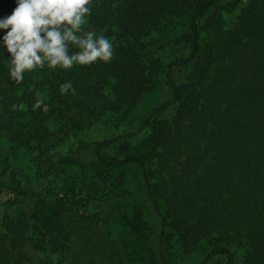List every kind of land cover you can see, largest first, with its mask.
<instances>
[{
	"label": "trees",
	"instance_id": "obj_1",
	"mask_svg": "<svg viewBox=\"0 0 264 264\" xmlns=\"http://www.w3.org/2000/svg\"><path fill=\"white\" fill-rule=\"evenodd\" d=\"M15 6L14 0H0V17ZM235 11L228 24L226 15ZM185 15L188 32L175 43H186L190 51L167 64L170 98L135 130L89 143L92 173H68L62 193L47 200L35 180L51 182L58 165L69 160L48 156L50 139L68 136L82 119L126 116L156 73L142 61L141 41L166 20ZM84 29L113 38L110 62L37 69L15 83L0 60V143L6 144L0 151V196L9 185L15 196V214L5 211L0 222V264H25L30 237L44 264H54V254L62 259L75 238L76 213L120 198L124 172L131 168L159 222L153 264H171L174 246L189 255L203 244L210 251L200 264L216 257L234 264L238 255L245 264H264V0H248L245 7L240 0H92ZM203 32L212 35L207 44ZM182 68L189 71L179 84L175 74ZM69 80L75 94L62 95L59 86ZM111 80L116 85L107 95ZM39 98L44 102L37 107ZM151 127L150 150L128 153L129 141ZM20 151L32 171L19 162ZM126 222L138 235L140 216Z\"/></svg>",
	"mask_w": 264,
	"mask_h": 264
},
{
	"label": "rangeland",
	"instance_id": "obj_2",
	"mask_svg": "<svg viewBox=\"0 0 264 264\" xmlns=\"http://www.w3.org/2000/svg\"><path fill=\"white\" fill-rule=\"evenodd\" d=\"M248 0H240V7H245ZM238 11L226 15L228 24L232 23ZM86 25V24H85ZM84 25V26H85ZM189 16L166 20L157 32L145 37L140 48L142 61L156 69L150 79V89L136 106L127 113L116 114L95 119L81 120L75 125L68 136L58 133L49 141L47 154L54 160L69 157L68 162L59 164L57 171L46 179L35 180V188L41 190L48 200L60 194L64 188V177L68 173L75 175L91 174L94 167L91 152L85 147L91 142H99L117 134L135 130L141 121L161 102L170 98L166 83V67L171 61L186 59L189 46L186 43L176 44L175 40L188 32ZM212 38L209 32H203L202 42L207 44ZM114 44L113 38H109ZM152 44V48L146 46ZM162 47V48H161ZM160 48V49H159ZM158 49V50H157ZM188 68L179 69L176 80L180 84L185 81ZM116 83L111 80L104 87V92L110 95ZM61 127L53 123V131ZM63 131L65 128H62ZM153 128H148L129 141L128 153L133 151H148L151 148L150 136ZM59 135V136H58ZM6 147L0 143V151ZM117 154V149L111 152ZM19 162L28 170H33L27 153L20 151ZM1 168V164H0ZM125 183L122 196L105 202L96 209H88L76 213L75 238L69 252L61 259L59 255L52 256L54 264H153L151 259L156 249L159 234V222L148 205L142 190L140 176L135 168L125 170ZM12 186L9 185V189ZM5 189L0 196V222L5 211L15 214L14 193ZM75 211V210H74ZM138 214L141 220L140 232L134 236L130 233L127 220ZM31 238L26 242L24 250L27 256L25 264H44L43 254L31 246ZM210 248L203 244L189 255L180 254L174 248L170 251L168 260L171 264H200ZM207 264H226L222 257H216ZM234 264H245L243 257L238 255Z\"/></svg>",
	"mask_w": 264,
	"mask_h": 264
},
{
	"label": "clouds",
	"instance_id": "obj_3",
	"mask_svg": "<svg viewBox=\"0 0 264 264\" xmlns=\"http://www.w3.org/2000/svg\"><path fill=\"white\" fill-rule=\"evenodd\" d=\"M14 3L11 13L0 17L3 32L0 60L7 64L11 81L20 83L25 73L37 69L68 70L113 59V43L104 32L84 29L92 12V0H14ZM59 92L74 95L72 82L61 83ZM43 102V98L37 99L36 106Z\"/></svg>",
	"mask_w": 264,
	"mask_h": 264
}]
</instances>
